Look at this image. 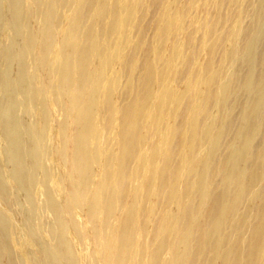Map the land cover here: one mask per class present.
I'll return each mask as SVG.
<instances>
[{
  "label": "bare ground",
  "instance_id": "1",
  "mask_svg": "<svg viewBox=\"0 0 264 264\" xmlns=\"http://www.w3.org/2000/svg\"><path fill=\"white\" fill-rule=\"evenodd\" d=\"M0 264H264V0H0Z\"/></svg>",
  "mask_w": 264,
  "mask_h": 264
},
{
  "label": "rangeland",
  "instance_id": "2",
  "mask_svg": "<svg viewBox=\"0 0 264 264\" xmlns=\"http://www.w3.org/2000/svg\"><path fill=\"white\" fill-rule=\"evenodd\" d=\"M248 1H250V0H248ZM246 23L248 24V23H250V21L246 20ZM13 207H18V206H13ZM18 208H19V207H18ZM18 208H17V209H18ZM17 209L15 208V210H17ZM13 210H14V209H13ZM15 210H14V211H15ZM18 211H21V210L19 209V210L15 211V212L17 213ZM18 213H20V212H18Z\"/></svg>",
  "mask_w": 264,
  "mask_h": 264
}]
</instances>
